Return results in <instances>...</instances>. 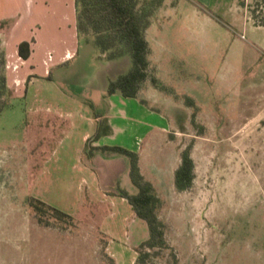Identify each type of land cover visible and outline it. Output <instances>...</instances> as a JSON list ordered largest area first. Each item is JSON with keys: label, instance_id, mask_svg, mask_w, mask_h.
<instances>
[{"label": "rangeland", "instance_id": "1", "mask_svg": "<svg viewBox=\"0 0 264 264\" xmlns=\"http://www.w3.org/2000/svg\"><path fill=\"white\" fill-rule=\"evenodd\" d=\"M247 7L256 21L264 20L261 0H247ZM224 11L221 5L202 10L189 0H164L145 33L149 67L142 87L175 112H167L170 132L144 146L142 177L159 200L163 243L143 250L138 264H264V87L253 82L256 50ZM3 39L0 80L6 76ZM122 58L119 69L125 58L131 68L130 58ZM1 106L0 264H112L108 257L119 264L101 233L110 211L106 202L84 194L71 221L38 224L28 199L36 173L32 159L44 153L25 144L23 100L0 85ZM185 149L193 181L177 191L174 169ZM138 236L127 240V253L113 251L124 260L137 257L134 248L148 238L145 222Z\"/></svg>", "mask_w": 264, "mask_h": 264}, {"label": "crops", "instance_id": "2", "mask_svg": "<svg viewBox=\"0 0 264 264\" xmlns=\"http://www.w3.org/2000/svg\"><path fill=\"white\" fill-rule=\"evenodd\" d=\"M190 1L202 10L212 4L223 6L225 17L247 33L258 58L254 63L258 75L253 82L255 88L262 89L264 26L248 13L247 0H227L226 5L221 0ZM0 22H6L0 29L6 85L15 100H23L27 117L25 144L33 145L31 152L44 153L40 160L32 159L36 173L30 196L68 215L84 194L108 203L110 211L101 228L108 238L106 247L119 264H133L135 256L124 260L113 251L117 247L127 253V240L135 241L143 232V221L134 216L126 199L117 195L135 190L128 159L102 148L137 154L143 176L144 146L170 132L167 112L174 114V108L166 110L164 98L145 87L136 98L107 94L109 81L129 71V60L125 58L121 70L122 57L108 61L91 41L78 36L75 0H0ZM23 42L28 43L21 50L26 59L18 49Z\"/></svg>", "mask_w": 264, "mask_h": 264}, {"label": "trees", "instance_id": "3", "mask_svg": "<svg viewBox=\"0 0 264 264\" xmlns=\"http://www.w3.org/2000/svg\"><path fill=\"white\" fill-rule=\"evenodd\" d=\"M164 0H75L76 29L78 36L86 41H91L93 46L106 60H115L128 56L131 60V68L115 80H110L107 86V94L119 93L126 98H136L147 78L149 67V46L145 33L150 26L153 13L162 6ZM258 1V0H255ZM264 4V0H261ZM253 20L258 25L262 22ZM6 22H0V29ZM23 46L19 45V54ZM154 82V79H152ZM1 88L8 89L6 76L3 74L0 80ZM0 107V113L3 111ZM96 135L95 137H97ZM109 150L128 159L130 181L136 193L129 195L119 191V197L126 199L131 206L134 216L146 223L148 238L141 242L134 251L138 254L134 264L140 261L141 252L146 249H154L163 243L162 223L158 220L155 209L159 200L152 193L150 183L144 181L138 167V156L133 152L121 148H102ZM193 181V162L189 150L185 149L181 154L179 167L174 173V186L177 191L187 190ZM113 195V194H109ZM28 206L33 211L38 224L49 226V218L54 221H71L72 216L52 208L32 197L28 199ZM107 244V241H106ZM112 264L115 260L109 258Z\"/></svg>", "mask_w": 264, "mask_h": 264}]
</instances>
